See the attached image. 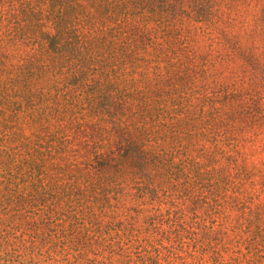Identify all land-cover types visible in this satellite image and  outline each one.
Returning a JSON list of instances; mask_svg holds the SVG:
<instances>
[{"label": "rangeland", "instance_id": "rangeland-1", "mask_svg": "<svg viewBox=\"0 0 264 264\" xmlns=\"http://www.w3.org/2000/svg\"><path fill=\"white\" fill-rule=\"evenodd\" d=\"M146 1L127 6L122 27L64 31L63 48L77 50L71 57L48 55L40 30H0V264H264V132L226 133L208 105L194 113L193 96L208 98L183 67L189 31L198 50L212 39L204 58L216 77L229 76L236 46L263 63V0H216L211 39L178 0L168 11ZM41 30L55 31L47 22ZM108 106L121 131L159 159L147 183L134 171L115 173L108 155L98 163L107 174L84 168L88 135L105 125L97 111ZM115 134L94 141L108 152ZM59 139L72 144L41 155L40 144Z\"/></svg>", "mask_w": 264, "mask_h": 264}, {"label": "trees", "instance_id": "trees-1", "mask_svg": "<svg viewBox=\"0 0 264 264\" xmlns=\"http://www.w3.org/2000/svg\"><path fill=\"white\" fill-rule=\"evenodd\" d=\"M138 0H0V30L4 32L19 33L23 29L30 32L33 30H40V48H44L48 55L51 57H58L60 55L64 58L71 57L77 51L75 47L71 49L63 48L65 38L62 37L63 32L67 29H74L77 23L81 26L85 24L94 25L99 22L114 24L117 28L124 26V19L127 12H130L128 5L133 3V10L137 9L136 2ZM161 1L165 11L177 0H157ZM153 0H147L145 3L147 7L151 6ZM178 8L188 15H195L197 20L201 22L200 31L202 35H207L211 39L216 24V0H178ZM19 10L22 14L18 15L16 11ZM98 12V17H95L94 12ZM164 12V11H163ZM261 13L264 19V0ZM48 23L55 29L54 32L42 31L41 25ZM105 23V24H106ZM72 27V28H71ZM194 33L189 31L186 40L187 47L183 55L188 59L184 63V70L186 75V82L192 83L196 89L207 96L208 100L201 102L198 97H194V113L201 115L203 113L204 105H208L205 113L213 115L212 120L215 125L224 126L225 132H243L248 130L251 132L249 138L259 137L264 132V61L261 63L254 51L249 47L236 46L233 49L235 54L236 63L230 67L229 76L225 78L216 77V72L212 64H208L207 54L212 52V39L207 44V49L198 50V40L193 36ZM82 52L87 50L86 46L83 47ZM174 50H171L173 53ZM4 53V52H3ZM2 57H7V53L2 54ZM201 58L204 62L199 63ZM202 64V65H199ZM171 66V65H170ZM169 68L168 65L165 66ZM199 68H202L199 69ZM199 71L205 74V79L199 81ZM157 77V76H156ZM206 80H210L207 82ZM69 84V81H66ZM79 86L76 89H81ZM205 100V99H204ZM188 101V100H187ZM190 101V100H189ZM95 111V110H94ZM96 115L99 123L105 121L104 126H96L98 130L95 133L88 135V140L84 146L83 153L81 154L82 160L87 164L84 168L96 167L97 172L107 174L109 167L98 163L101 156L108 155L113 160V167H117L115 173H122L126 171H134L137 177L140 178L139 184L147 183V179L151 175L149 168L150 163L155 168H159V159H154L155 155H151V149L142 145L139 138H132L129 131H121V122H115L113 119L116 114L111 113L110 106L108 110L102 112L97 111ZM93 115V113H92ZM115 115V116H114ZM114 116V117H113ZM113 117V118H112ZM117 117V116H116ZM84 120L89 123V119ZM113 124L116 128L110 127ZM91 125V124H90ZM114 129L115 137L112 141L106 142L109 150L103 151L101 141L96 142L94 139H99L102 135H106ZM247 133L243 138L247 139ZM57 145L52 144V140L44 146H38L41 155L44 157L51 156V153H64L65 148L69 147L72 143L68 140L63 141L59 139ZM92 142V145L90 144ZM88 143L90 146L88 147ZM84 144V145H85ZM49 154V155H48ZM49 156V157H50ZM150 156V157H149ZM157 157V156H156ZM228 159H232L229 154ZM81 166H79L80 168ZM80 172L83 170L79 169ZM99 181L103 182L105 176L98 175ZM190 182V180H187ZM38 188H34L33 192L37 193ZM44 192H38L37 197H41ZM202 199L210 201V195L213 192L202 191Z\"/></svg>", "mask_w": 264, "mask_h": 264}]
</instances>
